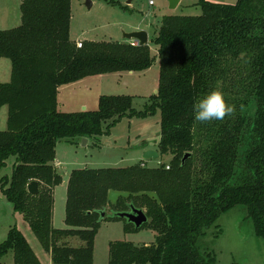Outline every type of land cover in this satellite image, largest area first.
Masks as SVG:
<instances>
[{"label": "trees", "instance_id": "obj_1", "mask_svg": "<svg viewBox=\"0 0 264 264\" xmlns=\"http://www.w3.org/2000/svg\"><path fill=\"white\" fill-rule=\"evenodd\" d=\"M199 5L200 15H167L157 29L160 85L144 110L133 107L130 95H101L97 110H60L62 85L112 71H143L155 61L147 44L87 40L78 47L70 35L71 0H22V23L0 29V57L12 63L11 79L0 83V109L8 106L7 128L0 130V186L54 264H93L101 223L123 219L116 213L132 205L145 209L155 242L113 241L109 264H217L215 255L201 252L199 240L239 205L264 238V0ZM213 87L233 112L220 121H196L193 102ZM158 110L157 147L160 155H172L170 163L74 169L68 228H55L54 189L62 182L54 163L58 142L108 134L124 117ZM186 153L191 155L183 163ZM10 158L11 178L1 174ZM34 180L37 195L27 188ZM111 190L121 193L115 203ZM107 207L111 213L103 216ZM69 237L82 244L66 243ZM11 252L14 264H41L17 226L0 243V264Z\"/></svg>", "mask_w": 264, "mask_h": 264}, {"label": "rangeland", "instance_id": "obj_2", "mask_svg": "<svg viewBox=\"0 0 264 264\" xmlns=\"http://www.w3.org/2000/svg\"><path fill=\"white\" fill-rule=\"evenodd\" d=\"M91 1L94 3L90 7L87 0H71V36L78 39L76 43L87 40L127 42L129 39L125 34L140 26L149 30L150 41L147 45L155 61L151 67L143 71H112L88 76L74 85H63L58 95L60 110L65 112L97 110L101 95H130L133 97V107L144 110L160 85L158 46L153 42L156 29L167 15H200L202 13L200 0H181L176 9L169 7L168 0H153L154 5L150 4V0H133L129 4L128 0H118L124 6H128L127 8L111 4L108 0ZM211 1L234 4L238 0ZM21 4L22 0H0V29H12L22 23ZM133 43L138 44L135 41ZM2 60L8 62L11 68L9 59ZM1 77L5 75L0 76V82L10 80V75L7 80H1L5 79ZM0 114L4 116L0 130H4L7 128V107ZM160 122L161 111L158 110L156 114L147 117H124L108 134L88 137L86 142L84 138L59 141L54 163L62 175V182L54 189V227L68 228L65 222L67 189L69 176L74 169L126 167L141 161L150 167L169 164L171 154L143 159L144 148L158 150L156 138L161 133ZM152 141L156 147L152 145ZM13 162L14 158H10L8 165L1 171L2 175L11 178ZM120 195V192L111 190L110 202L115 203ZM109 213L111 210L107 207L105 214ZM149 221L139 230L126 219L103 221L95 236L93 264H109L110 243L113 241H128L136 245L154 243L156 233L151 229ZM217 223L219 228H210L206 236L199 240L204 255L207 253L215 255L217 264H264V238L256 233L254 223L247 217L243 206L233 207L223 213ZM15 226L24 233L34 251L46 261L45 252L49 251L24 219L23 213L14 209L0 186V243ZM65 242L72 246L82 244L77 237H69ZM2 261L5 264H14L13 253H9Z\"/></svg>", "mask_w": 264, "mask_h": 264}, {"label": "water", "instance_id": "obj_3", "mask_svg": "<svg viewBox=\"0 0 264 264\" xmlns=\"http://www.w3.org/2000/svg\"><path fill=\"white\" fill-rule=\"evenodd\" d=\"M133 0H128L127 3H132ZM169 2V7L171 9H176L180 3V0H168ZM87 4L91 7L92 6V1L91 0H87ZM125 36L129 39V40H134L136 43L140 44V45H146L149 42V36L147 31L145 30H136V31H132L129 33H126ZM158 90H156L155 93H157ZM85 109V108H84ZM161 136H158L156 138V146H158L159 142H160ZM87 139L84 138V142H86ZM152 145L154 147L155 144L152 141ZM190 153H186L184 158H183V163H185V161L190 157ZM160 157V152L158 150H156L155 148H151V149H146L144 151L143 154V159H150V158H159ZM28 191L30 194L32 195H37L39 193V183L37 181H31L28 186ZM103 216H105V212L102 213ZM117 216L126 219L128 222L132 223L136 229H140L144 224H146L149 220L146 212L141 209V208H137L135 206H131L130 210L128 211H122V212H117L116 213Z\"/></svg>", "mask_w": 264, "mask_h": 264}, {"label": "clouds", "instance_id": "obj_4", "mask_svg": "<svg viewBox=\"0 0 264 264\" xmlns=\"http://www.w3.org/2000/svg\"><path fill=\"white\" fill-rule=\"evenodd\" d=\"M194 119L199 122L220 121L233 112L221 90L213 87L201 98L193 102Z\"/></svg>", "mask_w": 264, "mask_h": 264}, {"label": "crops", "instance_id": "obj_5", "mask_svg": "<svg viewBox=\"0 0 264 264\" xmlns=\"http://www.w3.org/2000/svg\"><path fill=\"white\" fill-rule=\"evenodd\" d=\"M180 2H181V0H180ZM94 3V2H93ZM92 3V4H93ZM180 4V3H179ZM152 5H154V4H152ZM179 6V5H178ZM132 30H134V31H136V30H145V31H147V33H148V36H149V41H150V33H149V30L147 29V28H144V27H135V28H133ZM157 30V29H156ZM70 35H71V28H70ZM71 38L73 39V40H78V39H74L72 36H71ZM133 41L134 40H132V41H127V42H131V43H133ZM126 42V41H125ZM2 58H6V57H0V76H4L5 75V77H1V78H5V79H1V80H7V78H8V75H10V79H11V74H12V63H11V68H10V65H9V63L8 62H6V61H4V60H2ZM7 59H9V58H7ZM10 60V59H9ZM4 61V62H3ZM10 62H11V60H10ZM133 72V71H132ZM82 81V79L81 80H79V81H76V82H72V83H69V84H72V85H74V84H76V83H80ZM5 82H8V81H5ZM1 83V82H0ZM66 85H68V84H66ZM63 86V85H62ZM61 86V87H62ZM61 87L59 88V92H60V89H61ZM59 92H58V95H59ZM58 101H59V98H58ZM61 104H63V103H61ZM5 107H7V120H8V106L7 105H4L1 109H0V112L1 111H3V109L5 108ZM4 118V116H2L1 114H0V125L2 124V122H3V119ZM5 130V129H4ZM146 150V148H144L143 149V151H145ZM145 163V162H144ZM57 165V164H56ZM111 192V191H110ZM110 192H109V194H110ZM53 226H54V224H53ZM35 253L37 254V252L35 251ZM46 253V261H45V259L40 255V254H37V256L39 257V259H40V262H41V264H54L53 263V261H52V256H51V252H45Z\"/></svg>", "mask_w": 264, "mask_h": 264}, {"label": "built area", "instance_id": "obj_6", "mask_svg": "<svg viewBox=\"0 0 264 264\" xmlns=\"http://www.w3.org/2000/svg\"><path fill=\"white\" fill-rule=\"evenodd\" d=\"M150 4L152 5V4H154V2H153V0H150ZM77 45H78V47H82V45H83V42H78L77 43ZM170 166L169 165H167V168H169Z\"/></svg>", "mask_w": 264, "mask_h": 264}]
</instances>
